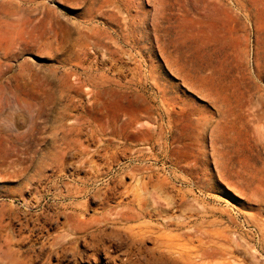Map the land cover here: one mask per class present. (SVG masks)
Returning <instances> with one entry per match:
<instances>
[{
    "label": "rangeland",
    "instance_id": "1",
    "mask_svg": "<svg viewBox=\"0 0 264 264\" xmlns=\"http://www.w3.org/2000/svg\"><path fill=\"white\" fill-rule=\"evenodd\" d=\"M263 102L264 0H0V264L154 197L222 232L206 264H264ZM90 254L62 264H114Z\"/></svg>",
    "mask_w": 264,
    "mask_h": 264
},
{
    "label": "bare ground",
    "instance_id": "2",
    "mask_svg": "<svg viewBox=\"0 0 264 264\" xmlns=\"http://www.w3.org/2000/svg\"><path fill=\"white\" fill-rule=\"evenodd\" d=\"M232 8L229 9L232 10ZM113 53L115 51L106 48V54H108L106 60L108 62L113 60ZM114 65L112 64V66ZM89 78L92 79L91 77ZM248 108V116L251 117V102ZM260 109L264 112V102ZM254 117L257 120H261L264 118V114L259 113ZM220 119L223 122L227 121L225 111L220 113ZM214 161L216 165L217 161ZM122 202L118 203V206H122L118 209L116 208L113 213L111 212L107 216H103L101 219L93 221L90 224L89 227L93 228V231L89 233V240H86V238L82 240V249L73 251L69 255L64 249L56 252L57 264H62L63 261H75L79 256L87 254V251H91L92 254L90 255L92 256L103 251L106 254L107 263L113 262L114 264H139V262L140 264H206V262H213L214 259H218L222 251H227V247L219 241L222 236L221 231L217 229L207 231L206 228H192L189 225L190 221L187 219L175 221L176 219L166 216L165 209L158 208L160 203L156 197L153 198V204L156 207L153 209L147 208L148 210L146 207L135 206L134 201ZM160 216H164L165 221H158L157 223H150L148 221L149 223H144L142 226L129 224L133 221H138L139 218L143 219L146 217H156L159 220ZM170 225L174 226L176 230L181 229V232L176 235L162 229ZM103 227L110 230L105 232V228L103 229ZM144 240H150L153 245L150 247L143 245L142 241ZM195 241L197 242L196 244H194ZM215 264L218 263L215 262Z\"/></svg>",
    "mask_w": 264,
    "mask_h": 264
}]
</instances>
